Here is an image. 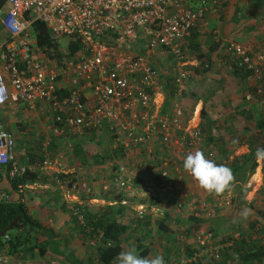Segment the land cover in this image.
<instances>
[{
    "label": "built area",
    "instance_id": "built-area-1",
    "mask_svg": "<svg viewBox=\"0 0 264 264\" xmlns=\"http://www.w3.org/2000/svg\"><path fill=\"white\" fill-rule=\"evenodd\" d=\"M227 1L5 0L6 8H0V28L4 33L0 41V105L8 100L10 88L16 99L30 110L37 103L42 104L49 115L48 128L55 135L98 136L106 126L123 149L142 145L146 154L151 155V147L157 140L178 160L182 159L183 155L198 149L202 139L200 108L194 105L187 114L177 98L181 83L189 76L183 70L188 54L180 40L192 29L204 28L207 15H217ZM35 20L44 24L49 38L56 44L57 51L51 53V58L36 43L32 32ZM70 43L78 45L73 53L69 51ZM222 50L225 59H230L235 67L252 69L258 78L259 63L264 65L263 50H250L233 40H225ZM162 56L174 60L172 71L175 70L171 78L174 97L164 112H161L162 76L157 68V59ZM263 90L257 89L258 94H263ZM47 144H42L43 150ZM14 146L13 134L0 128V166L8 179L20 178L27 169L15 158ZM205 156L213 160L210 151ZM255 162V170L245 185L246 197L263 180V162L256 158ZM56 163L55 159L44 157L39 167L48 169ZM157 165L158 170H167L169 161L162 158ZM113 170L109 183L123 190L124 197L133 196L130 192L133 180L126 168L118 165ZM58 173L53 181L68 190L66 197L78 199L79 205L82 204L81 208L70 209L78 224L88 228L84 215L85 206L91 200L89 183L80 176L63 174L60 177ZM102 184L105 191L108 183ZM25 188V184L16 183L19 195ZM139 195L140 200L133 207L136 220L145 219L147 214L162 215L161 198L151 182L143 186ZM211 196L218 207H225L232 195L227 192ZM6 198L7 193L0 189V201ZM118 203L125 204V198H120ZM195 205L192 208L195 214L201 211L204 218L213 216L215 208L204 199ZM180 229L177 238L188 233L187 226ZM193 232L190 253L183 252L178 260L162 255L164 264L220 261V245L208 227H197ZM0 264H11L3 251H0Z\"/></svg>",
    "mask_w": 264,
    "mask_h": 264
},
{
    "label": "crops",
    "instance_id": "crops-1",
    "mask_svg": "<svg viewBox=\"0 0 264 264\" xmlns=\"http://www.w3.org/2000/svg\"><path fill=\"white\" fill-rule=\"evenodd\" d=\"M259 1L264 2V0H228L227 3L220 8L217 15H207V24L204 28H194L190 31L188 36L180 40L181 47L186 50L187 54L192 53L190 54L191 56L188 57V63L185 65L186 67L184 66L190 73L189 79L182 84L185 97H182L181 94L179 95L181 97H177L184 106L188 105L183 101V98L185 99L187 97V99L192 100L191 95H194L197 98L194 105L199 108L202 107L205 110V117L208 115L207 113L209 110L213 112L214 107L208 109V105L213 104L212 97L219 92V89H213L212 84L215 83L221 86L223 94L226 92L231 93L232 97H230L229 100L226 98V103H231L230 101L236 102L233 96V90L234 88L236 89L238 85L242 87V92L245 96L250 94L251 78L249 76L240 77L232 74L231 69L223 63L222 59L224 55L222 46L225 40H233L241 43L250 50H253V47H264V3ZM255 3H258L260 6V11L257 10L256 13V16L259 15L258 20H260V22L254 20V17L249 19L247 15L241 16V9L245 8L247 12L255 11ZM6 6L7 4L4 0V6L1 8L4 9ZM0 40H2V38H0ZM164 59V56L160 57L159 63H162ZM200 62L203 64V67H207V69L202 70L203 68L200 66L197 71H195L196 66ZM161 76L160 80H162L163 91V85L168 81L164 80L162 74ZM201 82L204 83V87L200 86ZM209 87L212 89H207ZM199 90L202 92L204 91L206 94L211 90L209 96L207 95L209 98L205 99L204 97V99H201L200 97H202V95ZM179 92H182L181 87H179ZM255 98L258 100V97H255V95L251 100L254 99V101H257ZM232 105L237 106V103H232L228 106V108L231 109L230 112H234L236 108H232ZM250 105L251 103L248 104V106ZM242 111L243 113L240 117L243 118V121L240 125L230 120V115H228V117L226 116L224 120L221 119L219 121H216L213 115L208 119H204V126H201V124L199 125V127L202 128L200 131L202 135L201 142L203 143L201 144L200 142L198 149L202 150L204 154L207 153L206 151H210L215 162H223L224 158L230 161L233 157L247 153L248 142L245 139L242 140L245 143L234 144L233 141L237 140L231 138L237 131L239 132L242 130L243 127H246L248 129L247 131L251 133L255 131V117L251 115L253 119L249 121L247 117H244L245 110ZM48 124L49 115L41 103H37L35 108L30 110L23 102L16 99L14 93L9 88L8 100L3 105H0V128L6 129L11 133H17L24 143H28L30 140L34 139L40 140L42 144L41 140L46 139L45 142L48 143L46 148L49 147L51 150H43L41 146V150L45 152L43 154L41 153L39 157L55 159L57 162L55 166H51L48 169H43L39 167V165L38 168L33 169L29 161L31 157L34 158V156L29 155L27 153L28 151H24L23 154L22 152H16L14 147V156L18 162L26 166L27 169H31L30 171L34 173L35 181L24 183L26 188L24 189V193L19 195V198L21 201H27L28 198H33L32 201L41 208L40 212L43 213L42 215L46 218L50 228L47 239L49 247L48 251H46L43 256L50 257V260H47L46 257L43 258V256H37V258L33 257L30 259L31 262L25 260L21 261L9 255L11 264H42L41 262H44L43 264H100L97 259V248L102 242L98 235L92 236V234H88V228L80 226L77 220H75L70 208L76 206L81 208L82 204L79 205L78 199L66 197L69 194L68 190L53 181V176L56 172H59L58 174L61 175L80 176L85 178L89 183L92 190L89 195L91 200L85 206L87 211H85L84 215V222L87 226H89L87 217L93 220H95L96 217H104L105 219L115 217L116 220L124 226V232L121 234L119 240L121 247L120 252L126 251L132 246H137V252L142 257L163 255L165 258L171 260H178L183 252L190 253L192 250L194 244L193 231L196 230L197 226L201 227L206 225L215 228V239L220 240L218 235H222L221 238L224 239V242L220 245L221 257L217 264H242L239 259H233V257L236 256V250L231 246L234 240L239 242L240 239H242L247 242L254 238L253 244L264 246V226L260 229L262 230L261 232H254L260 222L262 223V218L264 217V180H261L260 186L256 188L254 192H250L246 197L247 189L245 185L249 176L246 174L243 184L235 182L233 186V189H235V186L239 184L241 194L242 189H244V198L240 205L236 206V203H234V205L227 210L221 208L222 212L217 214L214 213L212 218L206 220V218L201 215V211L195 214V210L192 209L195 208L197 201L202 199L200 196L203 194V191H201V188L191 176L186 174L180 167H175L176 170H172L169 178L167 177V171L171 170H158L159 165H157V163H159L164 156L168 159L170 158L167 147L165 145L162 147L159 141L154 140L153 146L151 147V155L144 154L148 160L147 163L145 162L144 166L135 167L130 165V168L125 167L127 175L130 176L132 180L133 178H137V180L135 182L133 181L130 191L134 195L124 197L123 190L109 183L114 171L113 169L116 167L113 166L114 164L111 165L112 168L109 170H86V163L89 159V153L87 152V145L90 144L89 140H93L94 142L99 139L92 137L91 139L87 134L75 136L68 135L66 137L58 136L48 128ZM104 128L105 126H103L102 130L109 137L107 139L113 138L110 139V142L107 141V143H112L111 147L114 148L110 156L124 155L122 157H127L131 152H139L136 147L133 149H123L121 143H119L116 138L111 137ZM205 130L206 132H204ZM249 132L246 134L249 135ZM65 139L66 142H68V148L66 147L68 150L64 152V154L61 147H63L62 142ZM206 140L207 143H205ZM16 141L17 139L15 138V144ZM78 141L83 150H86L87 157L84 164L74 166L72 164L71 150ZM94 144L97 145L98 142H94ZM115 144L117 147H114ZM102 145L105 146V144ZM105 148L107 149L106 146ZM221 148H223L225 152L224 155L221 154ZM162 152H164V155ZM31 153H34V151ZM49 154H51V157H48ZM52 154H54V158ZM102 157L103 156L100 155L97 158ZM60 158L63 160L62 165ZM135 158H138V154H135ZM133 163H135V161ZM162 172L165 173V176H161ZM4 174V171H0V176ZM153 176L160 179L157 189L161 198L159 208L162 210V215L154 216L147 214L145 219L135 220L133 216V207L140 200L139 192L141 189L139 187L149 184ZM102 177L105 178L102 179ZM188 178L192 179V181L189 180L190 184L186 182ZM102 183H108L105 191L101 188L103 185ZM174 185L181 187L179 193L182 195L175 196L172 194V189L175 190ZM1 190L7 193V198L5 199L7 200L9 196L8 191L5 189ZM195 193H197V195ZM232 194L236 196L237 192L232 191ZM114 195H120L121 198H125L126 203L120 205L118 203L120 198L117 200ZM208 197L206 201L208 203L210 202L209 205L212 208H217L218 206L213 202L212 196L208 194ZM114 201L116 203H113ZM246 201L248 203H246ZM249 207L254 208V215H250L245 224L241 223L239 225L236 217L244 210L243 208L248 209ZM181 226H187L188 233L185 237L179 235V238H177ZM81 228L84 229V232L81 231ZM144 228H146V231H143ZM225 228L228 229L224 234L222 231ZM146 235L152 237L153 240L152 238H147ZM227 235H231L233 241L231 239H229L230 241H226ZM177 242L178 244L180 243V255L177 251ZM59 247L62 248L57 251ZM245 247L246 245L244 248ZM57 254H60L62 259H56L54 256H58ZM262 260L264 261V257ZM109 264H117L116 258L111 260Z\"/></svg>",
    "mask_w": 264,
    "mask_h": 264
},
{
    "label": "trees",
    "instance_id": "trees-1",
    "mask_svg": "<svg viewBox=\"0 0 264 264\" xmlns=\"http://www.w3.org/2000/svg\"><path fill=\"white\" fill-rule=\"evenodd\" d=\"M2 6H4V0H0V8ZM32 32L34 38L36 39L37 45L40 46L45 51V53L51 58L53 56L51 55V53L56 52L57 47L56 44L52 42L51 39L49 38L48 32L44 24L38 20L33 21ZM68 47H69V51L73 53L74 51L77 50L78 45L76 43H70ZM253 50L264 51V47L261 48L253 47ZM56 55H58V53ZM223 55L224 58L222 60L223 62H225V65L231 69L233 75L240 77L249 76L251 78V88L249 89L250 94H248L247 96L243 94L242 98H244V100L246 101H249L252 98H254L255 95V97H258V100L255 98L257 100L256 102L264 109V93L258 94L257 92V89L263 90L264 88V65L262 63H259V68L261 70V73L258 76V78H256V73L252 69L237 68L235 67V64L231 62L230 59H225L224 53ZM200 66H202L203 68L202 70L207 69V67H203V64L200 62L196 66L195 71H197L198 67ZM183 70L189 72L184 67ZM173 72L174 70L170 74V79H166L168 80V82H166V84L163 85V102H162L161 112H164L166 110L167 106L174 97L175 88L171 83L172 81L171 78H173L172 75ZM189 77H190V73L186 80H188ZM180 87L182 90L180 94L182 97H185L183 93L184 88L182 84ZM191 98L192 100L187 99V97L185 99L183 98V101L188 105L185 106L187 110V114H190L191 109L197 99L194 95H191ZM263 109L262 112L259 114V117L255 118L254 120L255 121L254 132L251 133L247 131L248 129L246 127H243L242 130H240L239 132L237 131L236 134L231 136L232 139L237 140L239 143H245L244 141H242L243 139H245L248 142L247 143L248 152L243 155L233 157L230 161L224 158L223 162L221 161L216 162L217 164H224L230 167L233 173L235 174L236 182L240 184L244 183L246 174L248 176L253 171L256 165L255 162L256 149L264 148V110ZM246 117L247 119H249V121L253 119L251 114H248ZM204 119H206L205 110L201 107L199 125L201 124V126H204L203 124L205 122ZM200 129L202 128L200 127ZM104 130H106V132L109 133V130L107 129L106 126ZM204 132H206V130ZM248 132L250 136L246 134ZM109 134L110 136H112L111 133ZM90 135L94 136L93 134ZM201 139H202V135H201ZM202 143L203 142H201V144ZM205 143H207V140ZM31 152L28 151L27 153L29 155L34 156V158L31 157L32 160L30 159L29 162L30 164H32L31 168L36 169L38 168V165L40 164L42 158L39 157L38 154H36L35 152L34 153ZM224 153L225 152L223 148H221V154L224 155ZM86 157H87L86 150L85 151L83 150L82 146H80V143L78 141L77 144L74 145L71 150V158L73 160L72 164L74 166L78 164H84ZM164 158L168 159L165 156ZM181 168L183 167L181 166L180 169ZM30 170L31 169H26L24 174L20 178L9 179L10 185L14 190H16L17 182L26 184L35 181L34 173H32V171ZM0 171H3L2 166H0ZM261 175H262V179L264 180V162L261 168ZM59 176L61 177L62 175ZM136 180L137 178H133L134 182ZM159 180L160 179H158V177H154V176L152 177L151 183L154 185L155 188L159 187ZM232 191L237 192L236 196L232 194ZM232 191H230L232 196L230 197L229 204L225 206L226 208H231L234 205V203H236V206L240 205V203L242 202L241 189L239 184H237L235 186V189H232ZM243 191L244 189H242V193ZM114 197L117 200L121 198L120 195H114ZM32 199L33 198L31 199L28 198L27 201H21L19 198L17 201H13V202L7 200L0 201V231L4 229L15 216H19L20 222L22 223V226L20 228L14 227L11 230H7L6 232H4L3 235H0V251H3L8 256L11 255L13 258L17 260L19 259L21 261L25 260V258L32 259L33 256H38V257L43 256L46 253L48 247L47 239L50 233V228L48 226L46 218L42 215L43 213L40 212L41 208L34 201H32ZM208 219L209 218H206V220ZM87 222L89 225L88 231L89 230L92 231L91 229L93 230L98 229L99 231L98 234L102 242V244H100L99 247L97 248V252H98L97 259L99 263L109 264V262L115 259L120 253L121 247L119 244L120 243L119 240L121 234L124 232V226L118 220H116L115 217L109 219H105L104 217H96L95 220L90 219V217H87ZM262 226H264V223L260 222V224L256 227L254 232H258V231L261 232L262 230L260 229L262 228ZM206 227H208L209 231L211 232H214L215 230V228H212V226L210 227L206 226ZM81 231L84 232V229L81 228ZM227 236L228 237L226 238V241H228L229 239L231 240L233 239L231 235H227ZM222 239L220 240V242L223 243L224 239L223 240ZM253 240L254 238H252L247 242H245L242 239H240L239 242H236V240H234L231 246L233 249L236 250V256L233 257V259H239L242 264H264V261L262 260V258L264 257V246L261 245L257 246L253 244ZM245 245L246 247L244 248ZM26 250L28 254L27 257H24V253Z\"/></svg>",
    "mask_w": 264,
    "mask_h": 264
},
{
    "label": "rangeland",
    "instance_id": "rangeland-1",
    "mask_svg": "<svg viewBox=\"0 0 264 264\" xmlns=\"http://www.w3.org/2000/svg\"><path fill=\"white\" fill-rule=\"evenodd\" d=\"M259 2H261V1H259ZM261 3H264V2H261ZM255 6H256V10L255 11H251V12H247V10L245 8L241 9V16L247 15V18H249V19L254 17L253 19L257 21L259 19L258 18L259 15L256 16V13H257V10L260 11L259 10L260 6H259L258 3H255ZM258 21L260 22V20H258ZM3 34L4 33H3L2 29L0 28V38L3 37ZM64 42H65V40H62V43H64ZM190 54H192V53H189L188 57L191 56ZM157 68H158L159 72L164 76V80L168 81L166 79H170V74L172 72V68H174V60H172L169 57H167V58L164 59V61L162 63H159V58H158L157 59ZM185 81H183L181 84H184ZM200 86L204 87V83L201 82ZM212 86H213V89H219V92L214 94V97H212L213 98V102H212L213 104L208 105V109H211L213 107H214V109H213V112H211V110L208 111V113H207L208 115L205 117L206 119H208L209 117H211V115H213L215 120L219 121L221 119L224 120L226 116L228 117V115H230L231 116L230 120L234 121L235 124L240 125L241 122L243 121V118L240 117L242 115V113H243L242 110H245L244 117H246L248 114H251L253 117L257 118V117H259V114L262 112V109H263L262 106H260L256 101H253V100L246 101V100H244V98H242V96H243L242 90L243 89H242V87L240 85H238L236 89L234 88L233 96H234L236 102L230 101L231 103H228V102L226 103V101L229 100L230 97H232L230 92H226L225 94H223V92L221 90V86L218 83L212 84ZM207 89H212V88L209 87ZM199 92H201V95H202V97H200L201 99H204V97H205V99H208L209 97H207V95L209 96V93L211 92V90H209V92L207 94L204 91L202 92V91L199 90ZM226 98H228V99L226 100ZM232 103H237V106L232 105V108L236 107L234 109V112H230L231 109L228 108V106H230ZM250 103H251V105L248 106V104H250ZM12 133H13V136L17 139L16 144L14 146L16 152H22V154H23L24 151H29V152L34 151L36 154H38V156H41V153L43 154L45 152V151L41 150V146L45 142L46 139L45 140H43V139L41 140L42 144H41L40 140H34V139L30 140L28 143H24V141L22 139H20V137L17 135V133H15V132H12ZM84 134L86 135V133H84ZM88 136H90V138L91 137L92 138H97L99 140H95L94 141V142H98L97 145L94 144L93 140H89L90 144L87 145V152L89 153V159H88V161L86 163L87 164V169L86 170H109L110 168H112L111 165H113V164H114L113 166L123 165L124 167H128V168H130V165L131 166H135V167H142V166H144L145 162L147 163V161H148L146 159L145 155H144V154H146V149L142 145H138L137 146L138 151H139L137 153H134V152L132 153L131 152V153H129V155L127 157L126 156L122 157L124 155H122V156L117 155V156L113 157V156H110L111 151L114 150V148L111 147L112 143H107V141L110 142V139H113V138L107 139L109 137L107 136V134L103 130L98 134V136H95V135L94 136L88 135ZM41 138H42V136H41ZM67 143L68 142H66V139L62 142V146L63 147H61V148H62L63 153L68 150V149H66ZM102 144H105L107 149ZM114 146L117 147L116 144ZM48 150H51V149L48 147V148H46V151H48ZM104 150H106V151H104ZM167 151H168V154L170 155L169 156L170 158L168 159L169 165H168V169H167V170H171V171H167L168 172V176L167 177L169 178L170 175H171L172 170H176L177 167H181L182 166V159L178 160L177 157L175 155H173V152L171 150L169 152V150L167 149ZM107 153H108V155H107ZM127 153H128V151H127ZM135 154H138V158L137 159L135 158ZM162 154L164 155V152H162ZM100 155H102L103 157L102 158H97ZM53 156H54V154H52V157ZM48 157H51V154H49ZM183 157H184V155H183ZM61 159L62 158H60V162H61V165H62L63 164V160H61ZM134 161H135V163H133ZM108 166H110V167H108ZM128 168H127V170H128ZM182 170H183V168H182ZM104 178L105 177H102V179H104ZM99 179H101V178H99ZM189 180L192 181V179L191 178L186 179V182L188 184H190ZM174 187H175V190L172 189V194H174L175 196L182 195L181 193H179V191L181 190V187L178 186V185L177 186L174 185ZM139 188L141 190H143V186L139 187ZM176 191H177V195H176ZM201 191H203V190L201 189ZM202 193L203 194L200 197L206 201L209 198L208 197V193H206L205 191H203ZM187 194H188V192H187ZM195 194L197 195V193H195ZM243 198H244V193L241 194V199H243ZM199 200H201V199H199ZM245 200H247V199H245ZM178 201H180V200H178ZM246 203H248V202L246 201ZM195 207H196V205H195ZM221 208H223V210L224 209L225 210L228 209V208L222 207V206L220 208L217 207L216 209H214V213L217 214V213L222 212ZM243 209H245V208H243ZM248 209H250L251 211H250V214L248 215L247 219L242 218L240 216V214L236 217L237 218V222H238L239 225L241 223L245 224L248 221L249 216L250 215H254V212H253L254 208H252V207L250 208L249 207ZM257 216H258V214H257ZM169 221H170V219H169ZM199 228H204V226H201ZM88 229H89V226H88ZM227 229L225 228L222 231V233H224ZM238 229H240V228H238ZM243 229H244V227H243ZM91 230L92 231L89 230L87 233L88 234H92V236H96V235L99 236L98 229H96V230L91 229ZM143 231H146V228H144ZM234 234H236V233H234ZM212 235L214 237L215 236V232H212ZM146 236H147V238L148 237L152 238L149 235H146ZM218 236L220 237V240H221L222 239L221 238L222 235H218ZM99 238H100V236H99ZM152 240H153V238H152ZM220 240L216 239L215 241H216V243L221 245L222 242H220ZM177 244H178V242H177ZM179 245H180V243L177 245L178 254H179V252L181 253V251L179 249ZM52 246H53V244H52ZM48 247H47V251H48ZM61 248L62 247H59L57 249V251H59ZM23 253H24V251H23ZM27 254H28V252L26 250L25 253H24V257H27ZM57 255L58 256H54L56 259H62L60 254H57ZM33 257L37 258V256H33ZM44 257H46V256H43V258ZM46 258H47V260H50V257H46ZM25 261H30L31 262V260L28 259V258L27 259L25 258ZM41 263L43 264L44 262H41ZM30 264H32V263H30Z\"/></svg>",
    "mask_w": 264,
    "mask_h": 264
},
{
    "label": "clouds",
    "instance_id": "clouds-1",
    "mask_svg": "<svg viewBox=\"0 0 264 264\" xmlns=\"http://www.w3.org/2000/svg\"><path fill=\"white\" fill-rule=\"evenodd\" d=\"M238 144V141H233ZM255 158L264 162V148H257ZM182 167L198 186L209 195L222 196L233 189L236 182L232 169L224 164H217L205 156L200 149L188 152L182 157ZM250 209L245 208L240 216L247 219ZM117 264H164L162 255L145 257L138 254L135 246L122 251L116 257Z\"/></svg>",
    "mask_w": 264,
    "mask_h": 264
},
{
    "label": "water",
    "instance_id": "water-1",
    "mask_svg": "<svg viewBox=\"0 0 264 264\" xmlns=\"http://www.w3.org/2000/svg\"><path fill=\"white\" fill-rule=\"evenodd\" d=\"M0 189H5L8 191L9 196L7 201H16L19 198V194L11 187L10 182L8 179L2 175L0 176ZM22 226V223L20 222V217L15 216L8 224L7 226L0 231V235H3L4 232L7 230H11L14 227L20 228Z\"/></svg>",
    "mask_w": 264,
    "mask_h": 264
}]
</instances>
